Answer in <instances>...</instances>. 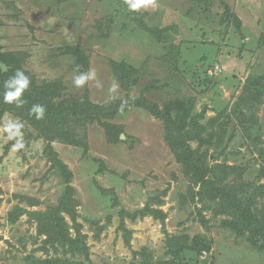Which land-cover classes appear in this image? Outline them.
I'll list each match as a JSON object with an SVG mask.
<instances>
[{
  "label": "rangeland",
  "instance_id": "rangeland-1",
  "mask_svg": "<svg viewBox=\"0 0 264 264\" xmlns=\"http://www.w3.org/2000/svg\"><path fill=\"white\" fill-rule=\"evenodd\" d=\"M0 53L54 89L44 107H64L61 130L0 113V264H171L176 249L175 264H264V249L226 225L264 218V0H157L139 12L125 0H0ZM89 69L102 87H75ZM174 101L205 107L183 128L203 182L145 107ZM235 109L256 119L250 138ZM10 120L23 124V149ZM220 164L231 171L215 175ZM77 234L87 255L69 258ZM199 236L208 245L192 250Z\"/></svg>",
  "mask_w": 264,
  "mask_h": 264
},
{
  "label": "trees",
  "instance_id": "trees-1",
  "mask_svg": "<svg viewBox=\"0 0 264 264\" xmlns=\"http://www.w3.org/2000/svg\"><path fill=\"white\" fill-rule=\"evenodd\" d=\"M136 14V18L139 16L138 13ZM0 63H3L6 66L5 70H2L0 67V113L3 111H9L14 115H18L20 117L33 120L35 123H42V124H50L51 120H56V125H58L59 129L62 128V119L64 118L62 114V108H64L61 105L54 106V107H45V117L42 120H37L35 118V115H30V109L33 105L39 104V105H46L48 104V100L53 96V90L51 89V86L48 88V86L44 87H36L32 82L29 84V88L24 92L22 99L25 100V103L22 107L17 108L15 104H8L4 102V92H5V81H7L10 77L15 75V72L17 69L22 70L21 68V61L18 57H16L14 54H7V53H0ZM113 72L115 76L120 79L121 81L126 80L127 78V68L128 66L121 62L119 64L114 63L113 66ZM26 76L28 74L23 71ZM257 84H254V87L252 88L250 94H252V98H255L258 96V94H255L256 92ZM261 91L260 87L257 91V93ZM256 95V96H255ZM140 103H136V106H138ZM99 106H94L93 108ZM145 107L156 117L162 119L165 123V132L167 133V139L170 141V144L172 147L178 151V158L180 161L189 169L191 170L195 180H199L201 182L204 181L206 176V170L201 167L203 162L200 160L201 155L196 156V151L192 150L187 144L186 141L190 137V133L184 132L183 128L185 127H196L199 124V121L204 117V109L198 113V114H192V105L187 103H181L174 101L172 103H169L165 106L164 109H159L155 105H145ZM174 112L176 118L174 119L171 113ZM235 118L237 119V123L240 124L242 128V132L245 136L251 137L253 135V129L256 126L255 120L253 117H250V115H247L246 112L240 111V109H235ZM189 116V121L186 120V118ZM46 124V125H47ZM257 131V129H255ZM46 134V132H45ZM256 134V132L254 133ZM47 135L50 136L49 133ZM262 135L256 134L254 136L253 141L255 146L258 145L256 142H262L261 140ZM260 152L263 150L260 148ZM55 153H53L54 155ZM231 171V167H228L225 164L217 165L215 168V175H225L227 172ZM205 187H207V184H205ZM242 202L239 203L238 206H240ZM17 212V211H16ZM227 226H230V228L233 229V231L237 234L238 237L244 238L249 244H251L253 247H255L257 250H263L264 249V218L259 217L256 218L254 221L249 222H242L239 219L232 218L226 222ZM71 240V239H70ZM68 241V253L69 258H72L76 254H84L87 255V247L82 240L81 235L77 234L75 239L70 242ZM199 245L193 246L192 250H200L202 248H205L208 243L206 241V238L199 236ZM182 249H176L172 250L173 259L171 261V264H175L179 260H185L182 257L181 254ZM181 255V256H180ZM182 257V258H181ZM63 263H73L69 261V259H64L62 261ZM75 264H82V262H78Z\"/></svg>",
  "mask_w": 264,
  "mask_h": 264
},
{
  "label": "clouds",
  "instance_id": "clouds-1",
  "mask_svg": "<svg viewBox=\"0 0 264 264\" xmlns=\"http://www.w3.org/2000/svg\"><path fill=\"white\" fill-rule=\"evenodd\" d=\"M125 3L130 11L139 12L142 8L151 6L157 7V0H125ZM95 81L96 87H102V84L97 79V74L94 69H89L86 72H79L73 76V84L77 88L84 87L88 82ZM30 80L25 73L19 69L16 70L15 75L5 81L4 87V102L8 104H15L17 108L22 107L25 100L22 99L24 92L29 88ZM119 85L113 83L109 88V102L117 99ZM46 109L43 105H33L30 109V115L34 114L37 120H42L45 117ZM23 124L18 121L10 120L4 126V131L7 133L9 140H14L12 145L13 150L23 149L24 138L22 135Z\"/></svg>",
  "mask_w": 264,
  "mask_h": 264
},
{
  "label": "water",
  "instance_id": "water-1",
  "mask_svg": "<svg viewBox=\"0 0 264 264\" xmlns=\"http://www.w3.org/2000/svg\"><path fill=\"white\" fill-rule=\"evenodd\" d=\"M0 67H1L2 70L6 69V66L3 63H0Z\"/></svg>",
  "mask_w": 264,
  "mask_h": 264
}]
</instances>
